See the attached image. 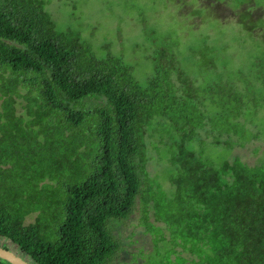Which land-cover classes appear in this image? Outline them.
I'll return each instance as SVG.
<instances>
[{
	"label": "trees",
	"instance_id": "obj_1",
	"mask_svg": "<svg viewBox=\"0 0 264 264\" xmlns=\"http://www.w3.org/2000/svg\"><path fill=\"white\" fill-rule=\"evenodd\" d=\"M47 4L0 0V239L29 264H109L119 245L108 225L139 196L146 230L161 234L147 221L152 209L173 247L192 256L168 264H264V163L214 167L200 158L201 141L192 146L206 121L245 142L239 112L208 116L214 104L172 60L141 85L120 57L99 59L79 31L57 30ZM154 127L171 141L177 171L168 203L146 171Z\"/></svg>",
	"mask_w": 264,
	"mask_h": 264
},
{
	"label": "rangeland",
	"instance_id": "obj_2",
	"mask_svg": "<svg viewBox=\"0 0 264 264\" xmlns=\"http://www.w3.org/2000/svg\"><path fill=\"white\" fill-rule=\"evenodd\" d=\"M47 1L46 11L57 30L79 31L99 59L107 54L120 57L132 66V75L141 85L156 65L166 66L172 60L174 68L184 71L187 80L198 85L199 96L214 104L205 108L208 116L218 113L222 106L231 110V116L232 111L239 112L241 116L233 120L238 123L234 128L244 129L249 138L237 142V136L219 134L206 121L198 131V141L192 143L199 151L202 142L199 154L204 162L214 167L235 159L249 166L264 163V0ZM172 78L177 83L176 74ZM220 89L231 99L220 95ZM90 106L88 102L87 109ZM17 110L22 112L20 106ZM166 139L163 129L154 127L147 133L146 171L153 190L160 191L162 200L168 203L175 191L170 178L177 171L168 162L165 148L171 141ZM215 140L230 146L215 145ZM141 209L142 201L137 196L125 220L109 223L108 230L119 245L109 264H168L167 260L173 261L177 255L190 260L187 252L173 247L165 224L156 222L150 214L152 209L147 221L161 234L146 230ZM33 219L34 215L27 217L25 224ZM0 248L14 247L0 239Z\"/></svg>",
	"mask_w": 264,
	"mask_h": 264
},
{
	"label": "water",
	"instance_id": "obj_3",
	"mask_svg": "<svg viewBox=\"0 0 264 264\" xmlns=\"http://www.w3.org/2000/svg\"><path fill=\"white\" fill-rule=\"evenodd\" d=\"M0 259L8 262L9 264H29L22 257L15 255L7 249L0 248Z\"/></svg>",
	"mask_w": 264,
	"mask_h": 264
}]
</instances>
